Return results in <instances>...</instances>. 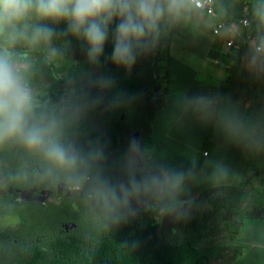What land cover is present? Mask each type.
Returning a JSON list of instances; mask_svg holds the SVG:
<instances>
[{
	"label": "trees",
	"instance_id": "obj_1",
	"mask_svg": "<svg viewBox=\"0 0 264 264\" xmlns=\"http://www.w3.org/2000/svg\"><path fill=\"white\" fill-rule=\"evenodd\" d=\"M256 6L264 16V0H257ZM186 7H190L188 0L182 10L189 12ZM40 25L52 28L57 35L50 42H33L32 32ZM20 27L26 36L11 45L0 37V43L10 48L15 62L27 63L18 70L21 82L34 88L44 79L52 81L48 94L53 96L52 102L72 93L71 88L62 86H80L79 95H73L79 101L78 109L97 93L103 106L98 111L99 122L107 132L64 115L56 120L55 129H48L62 145L66 136V143H70L66 149L76 154L77 164L61 167L51 162L47 171L59 173L79 189L54 201L16 204L12 196L1 199L0 214L18 215L21 224L0 231V264H215L228 252L237 254L236 245H222L217 239L227 233L234 238L231 233L239 231L234 218L246 210L248 181L206 189L197 198L169 205L162 217L157 212L161 205L152 211L140 204L143 199L152 204L159 201L166 190L149 188L127 204L118 205L105 203L98 192L102 182L118 188L133 177L144 180L161 174L148 149L158 112L154 98L160 90H167L170 76L171 38L164 35L162 21L156 34L137 46L135 62L128 67L111 59L115 23L110 26L104 52L95 61L88 58L82 40L62 35L67 28L63 22L31 16ZM248 33L264 42V17L260 22L250 19L244 28V34ZM239 47L241 57L249 51L244 40ZM228 86L223 88V95ZM34 104L32 101L29 124H40L37 112L44 108L39 102ZM257 118L248 112L245 121L255 126ZM132 141L144 159L142 165L130 159ZM32 150L20 137L0 142V158L5 162L18 158L25 163L31 160ZM202 163L200 158L195 170ZM66 223L77 226L65 233ZM233 264L247 263L237 260Z\"/></svg>",
	"mask_w": 264,
	"mask_h": 264
},
{
	"label": "crops",
	"instance_id": "obj_2",
	"mask_svg": "<svg viewBox=\"0 0 264 264\" xmlns=\"http://www.w3.org/2000/svg\"><path fill=\"white\" fill-rule=\"evenodd\" d=\"M186 9L189 12L181 9L169 18V83L154 98L158 112L148 149L161 174L182 173L184 179L179 193L166 190L158 202L163 210L197 198L206 189L248 181L246 210L234 218L239 231L231 233L234 238L218 237L222 245H236L237 254L228 252L218 263L264 264V53L249 50L241 57L239 43L227 45L231 36L240 41V18L222 19L231 36L223 34L225 26L216 35L217 27L192 21L193 15L204 12ZM167 19L162 20L164 28ZM202 39L205 44L196 45ZM248 112L258 116L255 126L245 121ZM200 158L202 166L195 170Z\"/></svg>",
	"mask_w": 264,
	"mask_h": 264
},
{
	"label": "clouds",
	"instance_id": "obj_3",
	"mask_svg": "<svg viewBox=\"0 0 264 264\" xmlns=\"http://www.w3.org/2000/svg\"><path fill=\"white\" fill-rule=\"evenodd\" d=\"M184 5L185 0H0V37L11 45L26 36L20 26L31 16L63 22L67 28L62 35L82 40L88 58L95 61L104 52L110 26L115 23L111 59L128 67L135 62L137 46L156 34L163 19L176 17ZM56 35L52 28L40 25L32 32V40L50 42ZM31 108V92L21 82L13 52L0 45V142L20 137L29 148L42 149L54 165L76 166V154L50 139L46 125L29 124ZM133 148H137L135 142ZM183 179L182 173L166 171L144 180L133 177L118 188L102 182L98 192L105 203L127 204L149 188L179 193Z\"/></svg>",
	"mask_w": 264,
	"mask_h": 264
},
{
	"label": "flooded vegetation",
	"instance_id": "obj_4",
	"mask_svg": "<svg viewBox=\"0 0 264 264\" xmlns=\"http://www.w3.org/2000/svg\"><path fill=\"white\" fill-rule=\"evenodd\" d=\"M22 64L24 65L27 63ZM25 67H27V65ZM47 81H49L47 84L50 83L52 85V81ZM81 85L85 87V90L88 88L85 81H83ZM50 86L46 89L47 94L41 97L39 101V107L44 108L37 112L38 118L41 119L40 124L46 125L48 129H55L56 120H61V117L64 115V117H73L75 121L88 122L90 126L101 133L107 132L103 130L105 129L104 124L99 122L100 118L98 111L103 109V106L98 103L101 99L97 93L94 99H90L86 105L81 104V109H78L77 107L80 105L79 101L76 100L73 95H79L80 86H72L70 84L62 86L71 88L73 94H65L61 104L59 103L61 100L52 102L53 96H48L50 93ZM28 89L31 90V88ZM83 92V99L85 100L86 92L84 90ZM31 121L32 119L29 118L30 123ZM54 134V131L48 132L49 138L57 142V138ZM62 142L65 148L67 145H70V143H66V136L63 137ZM57 143L61 144L60 142ZM71 146H73V144H71ZM31 152V160L25 163H22V160L18 158L14 159L15 161H13V163L5 162L0 158V178L5 179V188L0 191L2 195L12 196V201L16 204H21L35 201L45 202L47 199L49 201H54L63 198L65 195H72L79 189L78 186L71 185L69 180H65L64 176L59 173H50L47 171V164L51 166V162L47 159L42 149H33ZM130 159H137L140 165L144 163V159L137 148H132ZM68 224L66 223L63 225L65 233L72 231L74 228L67 227Z\"/></svg>",
	"mask_w": 264,
	"mask_h": 264
},
{
	"label": "rangeland",
	"instance_id": "obj_5",
	"mask_svg": "<svg viewBox=\"0 0 264 264\" xmlns=\"http://www.w3.org/2000/svg\"><path fill=\"white\" fill-rule=\"evenodd\" d=\"M257 5V0H222L219 5L216 8V15H212V14H208V13H203V14H195L192 16V21L197 23V24H205L206 27L208 29L217 27V25L219 23H221V21H223L224 19L227 18V16L233 17L234 15H237L240 19L241 18H246L249 17V19H255L257 21H262L263 20V13L260 9H258ZM225 6V9H224ZM256 7V9H254ZM192 8V7H191ZM254 9V10H253ZM253 10V11H252ZM172 19V18H171ZM223 19V20H222ZM239 19V20H240ZM165 25H167L169 23V25L167 27H165L164 29V34L165 35H171V25L169 22V18L164 21ZM222 32H224V35L227 36H231V33L229 32L228 28L225 26L222 29ZM231 38H233V40L235 42H238L237 37L235 38L231 36ZM205 44L204 39L198 40L196 45L202 46ZM226 46V43H225ZM14 47H17L16 45H14ZM236 49V48H235ZM14 55V54H13ZM22 56H26V54H21ZM18 63V62H17ZM22 63H18V70L23 68L22 66H26L27 64L21 65ZM21 78V76H20ZM47 79L43 80L41 83H39L35 88H31L30 92H31V96H32V101L35 103L34 105L38 104V102L40 101L41 97H44L47 93H46V89L51 85L50 83L47 84ZM63 100H61L59 103L61 104ZM4 178H0V191L5 188L4 187ZM12 195V194H11ZM7 196H5L4 194L2 195L0 193V200L3 198H7ZM160 202H155V203H150L147 199H143L141 201V206L145 209L150 208L152 211L153 210H158V206ZM165 208H160L157 212L159 213L160 217H162L163 213H164ZM21 224V217L18 215H3L0 214V231H4L8 228H14L17 227ZM225 235H228L225 234ZM219 241V239H217V242ZM215 264H224L221 262H217Z\"/></svg>",
	"mask_w": 264,
	"mask_h": 264
},
{
	"label": "built area",
	"instance_id": "obj_6",
	"mask_svg": "<svg viewBox=\"0 0 264 264\" xmlns=\"http://www.w3.org/2000/svg\"><path fill=\"white\" fill-rule=\"evenodd\" d=\"M190 3V6L196 10L208 13V14H212V15H216V8L217 5L222 1V0H198V2H193V0H188ZM250 23V19L249 18H242L240 19V24L245 28L246 26H248ZM227 25L226 22L221 21V23H219L217 25V28L214 30V33L217 35L220 33L221 28L223 26ZM230 26V30L234 31L233 27L231 25ZM239 40H244V42L247 44L249 50H254L256 52L259 53H264V42L261 41L259 42L256 38V36H252L250 33H248L247 35L243 33H239ZM239 41V42H240ZM237 42V43H239ZM234 44H236V42L231 39L227 42L228 46H233ZM206 155H208V152H205Z\"/></svg>",
	"mask_w": 264,
	"mask_h": 264
},
{
	"label": "water",
	"instance_id": "obj_7",
	"mask_svg": "<svg viewBox=\"0 0 264 264\" xmlns=\"http://www.w3.org/2000/svg\"><path fill=\"white\" fill-rule=\"evenodd\" d=\"M76 226H77V224H76V223H71V224H68V226H67V227L73 228V227H76Z\"/></svg>",
	"mask_w": 264,
	"mask_h": 264
}]
</instances>
